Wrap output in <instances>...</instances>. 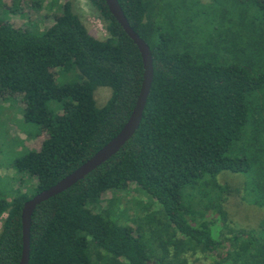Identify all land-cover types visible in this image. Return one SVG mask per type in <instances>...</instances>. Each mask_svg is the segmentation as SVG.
Masks as SVG:
<instances>
[{
    "label": "trees",
    "instance_id": "1",
    "mask_svg": "<svg viewBox=\"0 0 264 264\" xmlns=\"http://www.w3.org/2000/svg\"><path fill=\"white\" fill-rule=\"evenodd\" d=\"M109 36H93L71 1L46 29L0 20V92L47 137L13 157L34 183L0 182V264H19L22 209L108 143L130 118L144 64L106 0H88ZM149 44L154 80L139 128L107 161L36 208L29 264H264V219L232 225L219 176H246L264 208V0H119ZM7 11V10H6ZM77 81L58 82L56 71ZM108 87L102 106L95 92ZM135 185L158 203L134 224L108 191ZM198 261V262H197Z\"/></svg>",
    "mask_w": 264,
    "mask_h": 264
},
{
    "label": "rangeland",
    "instance_id": "2",
    "mask_svg": "<svg viewBox=\"0 0 264 264\" xmlns=\"http://www.w3.org/2000/svg\"><path fill=\"white\" fill-rule=\"evenodd\" d=\"M71 1L73 9L79 14L89 32L99 39L109 36L104 20L99 11L88 0H0V20L9 19L15 26L34 24L40 29H46L55 21V16L61 14L63 5ZM7 10V11H6ZM57 73L58 82L77 81L80 76L75 72ZM1 88V85H0ZM111 95L108 87H100L95 92V99L99 106L107 102ZM47 137L46 132H39L34 125L24 120V104L18 95L8 91L0 92V182L12 181L15 188H27L34 183V179L26 173L18 172L12 167L13 157L20 155L25 148H39ZM12 164V165H11ZM246 176L225 171L219 176L222 186H227L225 208L228 211L232 225L236 227H258L264 219V208L251 202L245 193ZM115 197L120 201L123 210V221L134 224L137 217L146 212L158 213L160 206L150 197L140 191L135 185L127 191L114 193L108 191L103 197V205L109 206ZM0 220V230L2 221ZM197 264H211L210 257L200 255Z\"/></svg>",
    "mask_w": 264,
    "mask_h": 264
},
{
    "label": "water",
    "instance_id": "3",
    "mask_svg": "<svg viewBox=\"0 0 264 264\" xmlns=\"http://www.w3.org/2000/svg\"><path fill=\"white\" fill-rule=\"evenodd\" d=\"M106 3L114 17L124 28L125 32L138 46L143 58L144 77L136 101V105L130 118L116 136H114L92 157H90L87 161L77 167L70 174L59 180L51 187L37 193L24 203L22 209L23 251L19 264H29L30 261L32 219L38 205H40L45 200L70 188L72 185L76 184L78 181L83 179L86 175H88L90 172L95 170L98 166H100L102 163L116 154L126 144V142L133 137L142 121L144 110L154 80L153 54L146 40L143 39L131 26L121 6L120 1L106 0Z\"/></svg>",
    "mask_w": 264,
    "mask_h": 264
}]
</instances>
